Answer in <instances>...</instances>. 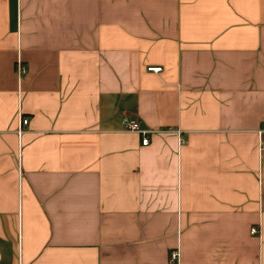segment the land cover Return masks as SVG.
Wrapping results in <instances>:
<instances>
[{
	"label": "crops",
	"instance_id": "1",
	"mask_svg": "<svg viewBox=\"0 0 264 264\" xmlns=\"http://www.w3.org/2000/svg\"><path fill=\"white\" fill-rule=\"evenodd\" d=\"M0 264H264V0H0Z\"/></svg>",
	"mask_w": 264,
	"mask_h": 264
},
{
	"label": "built area",
	"instance_id": "2",
	"mask_svg": "<svg viewBox=\"0 0 264 264\" xmlns=\"http://www.w3.org/2000/svg\"><path fill=\"white\" fill-rule=\"evenodd\" d=\"M149 72H154V73H159L161 72V68H149L148 69ZM16 72H17V75L18 77H23L26 73V69L24 68V66L20 63L17 64V67H16ZM123 125H124V128H125V131L127 132H130V133H136V134H139L140 136H142V146H147L148 145V135L150 134V132L148 131H145V130H142L140 127H139V124L135 121V120H132V119H129L127 117L123 118ZM28 125V120L26 118H22L20 119V128L18 129L17 131V134L18 136H21V134L24 132V128ZM180 143L182 144L183 143V140L180 139ZM251 233L252 234H257L258 233V230L256 228H253L251 230ZM178 259V253L177 252H172L170 254V261L172 263L176 262Z\"/></svg>",
	"mask_w": 264,
	"mask_h": 264
}]
</instances>
